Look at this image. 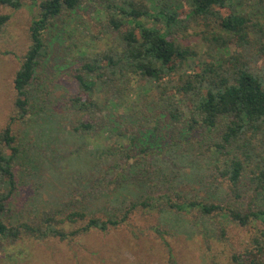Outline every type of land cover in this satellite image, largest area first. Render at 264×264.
Here are the masks:
<instances>
[{
    "label": "trees",
    "instance_id": "16d2710c",
    "mask_svg": "<svg viewBox=\"0 0 264 264\" xmlns=\"http://www.w3.org/2000/svg\"><path fill=\"white\" fill-rule=\"evenodd\" d=\"M85 1L0 0V32L11 17L3 8L38 7L29 28L31 44L14 78L12 121L28 114L30 84L49 55L50 23ZM238 6H252L254 13L264 14V0H103L99 9L106 13L103 24L110 43L102 50L84 52L74 70L77 91L69 104L83 112L76 129L107 139L116 134L125 149L129 137L133 143L137 140L140 126L157 133L167 126L173 141L184 128L219 126L206 149L207 179L225 184L235 200L249 189L264 192V24L251 15L253 10L242 13ZM190 29H201L200 47L184 42L189 35L183 34ZM131 89H137L140 103L125 100ZM128 109L130 114L140 113L138 124L115 125L112 110ZM18 155L9 121L0 130V243L13 245L24 238L72 240L95 229L118 228L139 210L167 208L197 211L212 219L227 216L239 226L254 228L249 244L235 251L232 261L264 264V208L254 204L253 195L239 205L171 192L134 201L114 217L78 209L60 214L47 208L26 220L12 205L19 189ZM150 228L169 246L167 231L159 224ZM218 234L226 239V227L220 226ZM170 264H178L172 254Z\"/></svg>",
    "mask_w": 264,
    "mask_h": 264
},
{
    "label": "rangeland",
    "instance_id": "374dc122",
    "mask_svg": "<svg viewBox=\"0 0 264 264\" xmlns=\"http://www.w3.org/2000/svg\"><path fill=\"white\" fill-rule=\"evenodd\" d=\"M102 1L86 0L50 23L49 55L30 84L28 114L16 121L11 119L14 78L31 44L29 28L38 7L2 9L11 17L0 32V130L11 121L19 146V189L12 203L16 213L26 220L47 208L60 214L78 209L114 217L134 201L171 192L187 199L239 205L253 195L254 204L264 208V192L249 189L235 200L225 184L207 179L210 158L206 149L219 126L184 128L177 141L167 126L159 133L140 126L137 140L133 143L129 137L125 149L116 134L107 139L76 129L83 112L69 104L77 91L74 70L84 52L102 50L110 43L103 24L106 13L99 9ZM254 9L238 6L242 13L253 10L251 15L264 24V14ZM201 29L184 33L189 35L184 42L200 47L197 33ZM138 99L137 89L126 92L125 100L140 103ZM129 110H112L113 123L137 125L140 113ZM156 224L168 232L169 246L150 228ZM222 225L226 239L218 234ZM254 233V228L239 226L227 216L212 219L197 211L139 210L118 228L95 229L72 240L24 238L13 245L0 243V264H170L171 254L178 264H234L233 253L246 247Z\"/></svg>",
    "mask_w": 264,
    "mask_h": 264
}]
</instances>
